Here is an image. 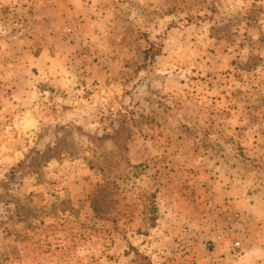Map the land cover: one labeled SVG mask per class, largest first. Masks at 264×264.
Segmentation results:
<instances>
[{
    "label": "rangeland",
    "instance_id": "374dc122",
    "mask_svg": "<svg viewBox=\"0 0 264 264\" xmlns=\"http://www.w3.org/2000/svg\"><path fill=\"white\" fill-rule=\"evenodd\" d=\"M0 264H264V0H0Z\"/></svg>",
    "mask_w": 264,
    "mask_h": 264
},
{
    "label": "trees",
    "instance_id": "16d2710c",
    "mask_svg": "<svg viewBox=\"0 0 264 264\" xmlns=\"http://www.w3.org/2000/svg\"><path fill=\"white\" fill-rule=\"evenodd\" d=\"M155 219V218H154Z\"/></svg>",
    "mask_w": 264,
    "mask_h": 264
}]
</instances>
